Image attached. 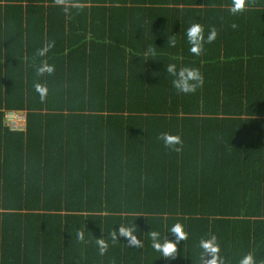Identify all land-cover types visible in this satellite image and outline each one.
<instances>
[{
  "label": "trees",
  "instance_id": "trees-1",
  "mask_svg": "<svg viewBox=\"0 0 264 264\" xmlns=\"http://www.w3.org/2000/svg\"><path fill=\"white\" fill-rule=\"evenodd\" d=\"M231 4L0 0V264H202L208 235L223 264H264V0ZM197 23L217 32L199 55L185 35ZM168 64L202 84L177 92ZM8 111L26 113V131ZM177 222L185 240L169 233Z\"/></svg>",
  "mask_w": 264,
  "mask_h": 264
},
{
  "label": "clouds",
  "instance_id": "clouds-1",
  "mask_svg": "<svg viewBox=\"0 0 264 264\" xmlns=\"http://www.w3.org/2000/svg\"><path fill=\"white\" fill-rule=\"evenodd\" d=\"M246 5L245 0H232V4L229 8V11L232 14L242 13L245 11ZM186 39L188 44L190 45L189 51L193 54L199 55L202 51V46L204 42L211 43L216 39L217 32L213 28L209 30V33L205 39L203 35V28L200 24H192L186 30ZM172 45H175V39L173 38L171 41ZM50 47V45H49ZM47 49H42L39 51V55L43 56ZM166 73L170 74L172 79V86L176 89L179 93L190 94L194 93L196 89L202 84V77L198 69L184 67V68H177L175 64H168L165 67ZM47 72L51 74L53 72V67L50 65H44L37 69L38 74H42ZM35 91L39 94L40 99L43 100L46 93L47 88L42 86L41 84L37 83L34 85ZM6 113V112H5ZM26 131V130H25ZM163 140V143L167 147H172L173 150L179 151L178 147H174L181 143L179 136L169 135L164 133L160 137ZM134 228L131 226H124L120 225L118 229L119 237L127 238V242L130 245H135L137 247L140 246V241L137 239V236L134 234ZM169 233L173 234L176 238V241L185 240L187 238V233L184 229L183 224L177 222L173 224L170 229ZM151 239H152V247L154 250L161 253V256L164 258H171L174 257L177 252V244L167 238L160 242L158 232H151ZM76 239L83 240L84 239V232L78 230L76 232ZM113 240L117 239L116 233H113L112 236ZM97 245L99 249V254L103 255L108 248L107 243L103 238L97 239ZM200 248L202 249L201 253V260L202 264H223V256L221 254L220 245L217 241V237L215 235H208L207 238L201 239ZM208 257H211L210 259ZM239 264H257L256 259L254 256L249 253L244 255Z\"/></svg>",
  "mask_w": 264,
  "mask_h": 264
},
{
  "label": "built area",
  "instance_id": "built-area-1",
  "mask_svg": "<svg viewBox=\"0 0 264 264\" xmlns=\"http://www.w3.org/2000/svg\"><path fill=\"white\" fill-rule=\"evenodd\" d=\"M11 130L24 132L26 130V113L22 111H8L4 116Z\"/></svg>",
  "mask_w": 264,
  "mask_h": 264
},
{
  "label": "bare ground",
  "instance_id": "bare-ground-1",
  "mask_svg": "<svg viewBox=\"0 0 264 264\" xmlns=\"http://www.w3.org/2000/svg\"><path fill=\"white\" fill-rule=\"evenodd\" d=\"M170 9V8H169Z\"/></svg>",
  "mask_w": 264,
  "mask_h": 264
}]
</instances>
